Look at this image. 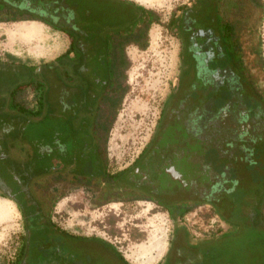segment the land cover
<instances>
[{"label":"flooded vegetation","instance_id":"1","mask_svg":"<svg viewBox=\"0 0 264 264\" xmlns=\"http://www.w3.org/2000/svg\"><path fill=\"white\" fill-rule=\"evenodd\" d=\"M102 1L107 8L92 0H0V23L38 22L63 43L51 60L0 57L1 65L36 73L42 102L55 89L65 128L45 144L43 170L32 172L23 162L20 183L17 176V183L3 181L1 171L14 168L0 152V195L22 216L26 254L18 263L130 264L117 249L54 220L53 208L80 187L102 202L149 204L170 219V242L158 264H206L209 255L222 264L235 229L218 203L236 183H264V90L244 62L242 7L227 11L223 0L177 7L174 81L144 145L128 164L110 169L107 134L120 100L125 47L140 38L141 12L127 0ZM108 11L123 23L105 20ZM68 134L71 145L56 142ZM11 146L17 155L18 145ZM195 218L203 227H189Z\"/></svg>","mask_w":264,"mask_h":264},{"label":"rangeland","instance_id":"2","mask_svg":"<svg viewBox=\"0 0 264 264\" xmlns=\"http://www.w3.org/2000/svg\"><path fill=\"white\" fill-rule=\"evenodd\" d=\"M98 1L105 7L109 3L92 0L95 4ZM130 1L153 10L156 20L148 28L144 47L137 44H127L125 47L127 63L121 73L120 100L107 134L110 169L128 164L154 129L179 67L180 44L172 29L171 17L179 5L191 0ZM223 3L226 4L227 11L235 5L242 7L239 19L242 22L240 42L244 62L258 89L264 90V0H223ZM97 10L99 9L95 7L94 11ZM120 18L122 17L118 13L108 11L105 20L111 24H115V21L122 24ZM15 32L18 33V24L0 23V57L3 59V53L7 52L22 58L29 56L27 49L30 40L20 35L21 40ZM60 40L59 33L48 27L43 28L39 41L30 44L36 47V56L30 54V61L37 63L44 59L39 56L40 53L49 57L57 45H63ZM254 48L258 50L259 56L253 54ZM35 74H26L18 67L0 64V152L8 158L5 164H10L16 172L14 174L12 170L1 171L6 183H17L16 176L19 183L23 180L20 169L24 163L25 168L32 172L43 170L47 165V160L42 159L44 149L47 148L45 144L57 135L54 136L53 133H63L61 131L65 130L64 124L58 121V117L63 116V110L57 102L55 89L48 100L40 101L38 105L32 103L30 88L23 89L22 96V88L31 80L35 81ZM18 84L21 88L15 89L13 100L10 92ZM20 97L33 110L20 111ZM69 135L71 134L56 139V142L61 140L71 145ZM11 145H18L17 155L11 154L15 149ZM71 191L70 196L60 201L52 211L54 220L62 227L110 243L130 264L160 262V257L164 255L170 242L172 227V221L165 215L151 209L149 204L121 205L119 201L102 202L91 191L82 190L80 187L77 191ZM188 222L189 227H203L201 219L195 218L187 220ZM22 231V216L18 207L0 195V264L13 259L20 245ZM237 243L234 246L232 242L230 250L224 252L229 254L234 264H251L255 250L261 256L264 249L261 240L253 249L248 242L240 244L238 240Z\"/></svg>","mask_w":264,"mask_h":264},{"label":"trees","instance_id":"3","mask_svg":"<svg viewBox=\"0 0 264 264\" xmlns=\"http://www.w3.org/2000/svg\"><path fill=\"white\" fill-rule=\"evenodd\" d=\"M127 1H129V3H134L130 0ZM136 5L139 7L141 12L140 38L136 40V44L140 47H144L146 45L148 28L151 23L156 20V14L153 10L146 9L140 4ZM12 56L13 55L10 54L7 55L9 59L13 58ZM126 63L127 59L125 58L123 63L124 67L126 66ZM35 76V81L31 80L25 87L32 89V103L34 102L35 105H38L42 99L41 96L43 89L40 87L42 84L38 80L37 75ZM20 88L21 87L18 84L10 92L13 100L15 99V96H13L16 93L14 92L16 91L15 89L19 90ZM19 109L22 112L23 110L29 112L33 110V108L26 106L24 103H21ZM5 171L10 172V170ZM12 172H14V174L16 173L15 170ZM14 174L11 173L12 176ZM218 206L221 216L224 217L235 229L232 234L234 236V246L236 244L238 245V240H240V244L248 242L252 249L260 240L263 241L264 246V183H245V181L242 183H236L234 189L231 190L229 194H226L225 196L223 195V198L218 203ZM99 240L102 243L110 245L112 247L111 249L115 250L110 243L101 239ZM23 247L24 241L23 235L21 234L19 249L15 253L16 255L13 259L9 261V264H21L18 262H21L26 254V252L23 253ZM262 250H260L262 251L261 256L257 255L255 250L251 264H264V249ZM224 252L225 251H222V264H234V261H232V258L229 257V254H225ZM207 253H209L208 250ZM117 254H119L118 256L120 258L124 259L119 252H117ZM206 264H213V259L210 255L207 258Z\"/></svg>","mask_w":264,"mask_h":264},{"label":"bare ground","instance_id":"4","mask_svg":"<svg viewBox=\"0 0 264 264\" xmlns=\"http://www.w3.org/2000/svg\"><path fill=\"white\" fill-rule=\"evenodd\" d=\"M39 28L40 23L38 22H20V24H18V34L23 35L28 41L31 40L32 37L33 39H36V36H38Z\"/></svg>","mask_w":264,"mask_h":264},{"label":"crops","instance_id":"5","mask_svg":"<svg viewBox=\"0 0 264 264\" xmlns=\"http://www.w3.org/2000/svg\"><path fill=\"white\" fill-rule=\"evenodd\" d=\"M16 24H20V23H16ZM43 28H47V27L40 23L38 36H36L37 37L36 39L30 40V42L28 43L29 45L32 44L35 41H39V39L41 38V32H42ZM15 29H16V27H15ZM15 34L20 37V35L17 32H15ZM20 38L22 40V36ZM31 39H33V37ZM24 44H27V43H24ZM29 45H28V49H27L28 50L27 54H29V56H30V54H32L35 57L36 56V53H35L36 47H35V45L34 46H31V45L29 46ZM60 49H61V46L57 45V47H55V51H53V53H51V55L49 57H46V55L42 54V53H40L39 56H41V58H44L45 60H51L52 58H54L59 53Z\"/></svg>","mask_w":264,"mask_h":264}]
</instances>
